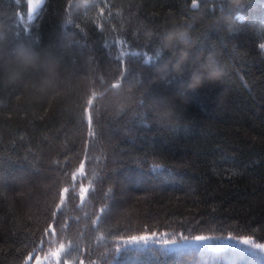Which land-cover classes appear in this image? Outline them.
I'll use <instances>...</instances> for the list:
<instances>
[{"label": "trees", "instance_id": "obj_1", "mask_svg": "<svg viewBox=\"0 0 264 264\" xmlns=\"http://www.w3.org/2000/svg\"><path fill=\"white\" fill-rule=\"evenodd\" d=\"M206 2L207 13L193 9L196 19L190 32L195 41L201 38L204 25L211 19L209 14H219V7L212 5L228 0ZM253 2L259 4L260 0ZM72 3L69 23L68 0H43L31 13L28 0H0V31L31 37L38 47L20 43L36 49L50 50V46L63 45V58L53 52L64 69L59 88L46 96L35 90L0 85V159L9 165L0 167V172H7V180L0 181V264H23L29 253L33 254L29 264H35V256L43 259L49 247L58 246V239L65 244L78 242L83 252L63 256L61 264H79L80 260L84 264H105L110 258L107 249L119 237L141 235L145 231H183L187 235L192 228L193 235L208 234L210 229L215 234L227 235L231 231L252 235L255 230L256 238L264 242V65L254 62L251 56L243 64L229 56L232 45L240 52L249 50L252 55L260 51L257 47L260 41L252 42L254 29L264 27V14L245 5L232 10L235 30L221 31L214 27L207 30V39L221 42L224 54L221 63L225 68L222 82L188 91L189 102L177 110L171 127L160 126L148 114L152 123L146 129L144 125L140 127L149 135L135 147L138 152L148 151L151 155V147L155 145L156 155L165 158L155 160L162 167L141 168L123 161L116 176L125 181L130 198L126 202L109 201L115 212L106 223L99 224L93 223L96 220L93 212H99L103 203L100 197L108 192V183H101L105 165L114 167V149L127 150L132 145L118 143V137L109 140L105 132L90 153V161L82 155L77 159L84 144L91 145L93 139L87 135L86 117L81 121L87 98L93 90L102 94L94 104L103 105L100 120L105 127L116 126L111 123L113 117L122 122L125 117L116 116L119 106L113 103L111 88L119 73L111 70L118 63L122 69L131 63L150 66L159 45L147 44L148 33L154 27L163 31L174 21L185 19L182 10L185 6L191 8V0H72ZM77 4L80 7H75ZM240 15L243 20L237 19ZM3 36L0 32V37ZM199 50L196 46L193 54ZM168 55L164 53L161 62ZM155 65L156 62L139 73L146 82L151 80ZM94 74L103 76V81L95 79L89 85L88 78ZM189 75L190 71L173 73L150 83L147 101L179 90ZM225 153V159L221 160ZM182 159H186L187 166L180 167L176 176L183 182L165 180L163 165L177 164ZM81 160L85 164L83 177L78 171ZM37 167L55 169L53 178H59L60 187H69L71 174L76 173L72 183L77 187L76 198L68 201L64 209L69 228L59 237L45 236L53 243L45 245L44 251L34 252L39 242L32 243L33 234L38 235V230L45 227L40 211L45 200L42 184L50 182L44 180ZM80 184L89 188L83 202L79 199ZM37 200L41 203L37 204ZM50 264H55V260L51 259ZM113 264H150V261L146 256L139 261L117 258ZM165 264H188V258L173 254L166 258Z\"/></svg>", "mask_w": 264, "mask_h": 264}, {"label": "snow or ice", "instance_id": "obj_2", "mask_svg": "<svg viewBox=\"0 0 264 264\" xmlns=\"http://www.w3.org/2000/svg\"><path fill=\"white\" fill-rule=\"evenodd\" d=\"M39 3L40 0H28L29 13L34 11ZM245 5H250L253 11L259 10L264 14V0H260L259 4L254 3L253 0H239V2L236 3H234L233 0H228V2L222 3L221 5H212L213 8L219 7V14H216L215 12L209 14L211 19H209L207 24L204 25V30L200 34L201 38L195 41L197 48L215 52L217 60L221 63L224 55L221 42L207 39L205 33L208 29L213 27L221 31L235 30V26L232 23V10L243 8ZM73 7L72 0H68L69 23L72 22L71 9ZM75 7H80V5L77 4ZM208 8L209 4L206 0H203V2L191 0V8L185 6L182 10V15L185 19L181 20L179 23L175 21L173 23L192 29L194 27L193 22L196 19V13L193 9L207 13ZM101 11H103V8H101ZM237 19L243 20L244 16L240 15ZM75 27L79 29L80 25L76 24ZM0 32L8 38L10 44L28 42L34 47H38L31 37L21 36L19 33L13 34L5 31ZM161 32L162 31L159 28L154 27L153 30L148 33L147 44L159 45ZM254 32L255 35L252 43L256 44V41H260L257 45L260 51L255 55H252L249 50L240 52L236 49L235 45H232L229 53L232 60L243 64L245 58L251 56L254 62L259 61L264 65V27H261L259 30L254 29ZM73 35L75 36V33H73ZM62 48L63 45H54L50 46L49 49L63 58ZM162 55L161 51L158 50L153 62L148 67H144L139 63H131L127 68L122 69L119 63L116 64L111 71L118 72L119 76L117 79H114V82H111V88L118 89L123 78L133 71L137 73V81L139 82V73L150 69ZM119 59L120 58L117 57V60ZM90 71L95 72V70L91 68ZM103 78V76L95 74L89 76V85L94 83L95 79L103 81ZM101 95V93L93 90L91 95L87 98V107L84 108L83 113L81 114V121L86 117L87 135L89 138L93 139L91 145L88 143L84 144L81 152L77 154V159L79 160L80 155H82L84 159L90 161L92 159L90 153L95 149L96 145L101 142V137L105 135V132L107 133V138L109 140L117 139L118 137V143H130L132 145L127 150H120L119 148L114 149L112 154V164L114 167L107 168V165H105V175L102 178L101 183H108V192L103 193L100 197L103 203L101 204L99 212H93V215L96 217V220L93 221V223L99 222V224H104L115 212V208L109 203V201L126 202L130 198V195L126 191L125 181L116 176V171L121 167V163L128 160L139 165L141 168H160L162 165L155 163V160L165 158L156 155L155 145L151 147V155L148 151L138 152L135 147V145L141 143L144 138L149 135V133L146 130H142L140 126L144 125L146 129V126L152 123V120L149 119L148 116L149 113L152 114V105L147 101L145 96L139 97L131 106H119L116 110V116H123L125 118L121 122L113 117L111 123L116 126L105 127L100 120V113L103 105H100L99 103L94 104V101H96ZM157 123L160 126L171 127L174 123V118L162 122L157 121ZM49 143L51 142L49 141ZM226 155V153L222 155L221 160H224ZM234 156L235 153H232V157ZM17 159L20 158L17 157ZM186 166V159H182L177 164L165 163L163 165L164 171L162 172V176L165 180L178 181L179 178L176 176V172L180 167ZM0 167L7 168L9 165L5 160L0 159ZM36 170L45 177L44 180H50V182L42 184L45 200L44 207L40 211L44 214L45 227L38 230V235L35 233L33 234L34 239L32 240V243L36 244L37 241L39 242L38 247L33 249L34 252L44 251L45 245H51L53 243L51 240H46L45 236L59 237L69 228L68 223L64 219L66 215L64 209L66 208L68 201L76 198L75 192L77 187L76 184L72 183V181L76 180V173L71 174L69 187H60L59 178H53L56 173L55 169L49 168L46 170L37 167ZM78 171L80 176L83 177L85 173V164L83 160L79 163ZM6 180L7 172H0V181ZM179 182L182 183L183 181L179 180ZM24 183L27 184L28 182ZM117 188L119 190L114 192V189ZM101 191L102 189H97V192ZM78 192L79 199L83 202L85 196L89 193V188L80 184ZM109 193L111 195H109ZM5 198L7 197L5 196ZM49 200L50 203H48ZM40 203V200H37V204ZM37 219H39V217H37ZM49 221H51V223ZM193 231L194 229L189 228L187 235L183 231H173L171 233L145 231L144 234L141 235H130L126 238L121 236L117 239V242L114 243L112 248L107 249V252L110 253V258L105 261V264H113L117 258L128 261H139L141 257L144 256L147 257L150 264H165L166 258L173 254L178 257H187L188 264H264V242H261L256 238L254 234L255 230H253L252 235H237L231 231H229L227 235H224L223 233L215 234L214 230L211 229L208 234L193 235ZM56 243L58 246L54 249L49 247L43 259L38 255L35 256V264H44V261H49L50 264L51 259L55 260V264H61L63 256H71L72 253L83 255L78 242L69 241L68 244H65L58 239ZM193 257H195V259H192ZM32 259L33 254L29 253L28 257L23 260V264H29V261ZM65 264H67V262H65ZM79 264H84V261L80 260Z\"/></svg>", "mask_w": 264, "mask_h": 264}, {"label": "clouds", "instance_id": "obj_3", "mask_svg": "<svg viewBox=\"0 0 264 264\" xmlns=\"http://www.w3.org/2000/svg\"><path fill=\"white\" fill-rule=\"evenodd\" d=\"M195 48L196 42L188 27L172 24L164 29L159 37V50L163 55H169L162 62L161 59L156 62L150 81L146 82L139 74L138 82L135 71L124 77L120 87L112 89L113 103L133 105L139 97L146 95L150 83L164 80L173 73L181 75L190 71L188 80L179 90L150 101L152 114L158 122L175 118L177 110L189 102L188 91H195L205 84H220L225 74L215 52L200 49L194 55ZM63 74L60 59L53 51L36 49L26 43L10 44L6 36L0 37V85L17 86L22 91L35 90L46 96L59 88Z\"/></svg>", "mask_w": 264, "mask_h": 264}, {"label": "rangeland", "instance_id": "obj_4", "mask_svg": "<svg viewBox=\"0 0 264 264\" xmlns=\"http://www.w3.org/2000/svg\"><path fill=\"white\" fill-rule=\"evenodd\" d=\"M42 1H43V0H40V3H39V5L41 4V2H42ZM39 5H38V6H39ZM38 6H37V7H38ZM37 7H36V8H37ZM36 8H35V9H36Z\"/></svg>", "mask_w": 264, "mask_h": 264}]
</instances>
